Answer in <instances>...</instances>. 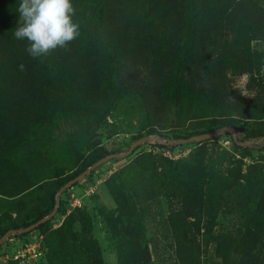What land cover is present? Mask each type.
<instances>
[{"label":"trees","instance_id":"trees-1","mask_svg":"<svg viewBox=\"0 0 264 264\" xmlns=\"http://www.w3.org/2000/svg\"><path fill=\"white\" fill-rule=\"evenodd\" d=\"M261 1L72 0L80 35L33 58L27 40L14 36L21 0H0V237L55 208L60 225L52 229L51 217L33 230L43 263L102 264L89 215H65L56 193L114 154L97 141L113 127L107 118L139 115L149 134L167 131L173 141L240 131L229 141L244 154H217L208 138L189 142L185 160L143 153L112 172L111 221L125 238L115 246L117 264H151L144 219L159 197L173 203L160 218L176 264H200L201 247L223 264H264V165L242 162L250 147L264 152V76L254 77L264 48L250 46L264 43ZM228 72L247 75L258 90L235 99ZM218 216L228 229L214 230Z\"/></svg>","mask_w":264,"mask_h":264},{"label":"rangeland","instance_id":"rangeland-1","mask_svg":"<svg viewBox=\"0 0 264 264\" xmlns=\"http://www.w3.org/2000/svg\"><path fill=\"white\" fill-rule=\"evenodd\" d=\"M261 5L264 8V0L261 1ZM250 46L252 50L261 51L264 48V43L261 41L251 42ZM262 76H264V67L254 75L255 78ZM228 77L235 99H247L253 92L258 90L256 81L249 82L247 75H233L231 72H228ZM107 120L113 127H104L101 129L98 132L97 141L99 146L108 152H114V154L120 155L126 152L130 144L136 141L134 139L143 137H148V139L135 147L130 155L120 159L109 160L90 171L87 176L63 191L58 197L62 204V209L65 207V211L77 208L85 211L89 215L91 238L97 243L100 249L102 264H117L115 246L118 242L122 243L125 238L122 228L120 226L115 228L112 224L111 215L113 214L115 205L105 188V180L112 172L120 170L139 154L148 153L152 156L165 157L172 161L185 160L194 147L191 143L174 144L171 134L167 131H156V133L149 134L151 132L147 131L148 128H144L146 123L144 120H141V116L139 115L130 118H124L122 115H119L115 119L107 118ZM239 126L242 129L248 130L252 126V123L251 121H241ZM221 130H225V134L213 137L215 139L206 142V146L212 148L217 154L227 152L233 154L235 159L241 158L240 156L244 154L242 149L233 148L229 139L231 136L240 138L242 132L235 131L231 133L225 128ZM256 142L254 144L257 146L259 141ZM159 144H164V148H161ZM248 154V156L242 158L243 164L259 163L264 165V152L260 151L258 146L250 147ZM89 182L95 184V189L93 194L86 195L83 191V183ZM172 204V202L170 203L163 197H159L158 202L150 207L149 215L144 219L151 264H176L171 240L164 234L161 223L162 219L160 218V215L166 214L169 205ZM62 216L60 213L53 215L51 220L52 229L57 227L58 224L60 225ZM229 227L230 222L226 218H222L221 216L217 217L215 231L226 230ZM75 229L77 231L79 230L77 225H75ZM113 229H115V232ZM11 236L9 235L0 244V264H38L39 262L28 259L26 255L23 258L18 257L14 259L17 252L22 251L23 243H27L30 239L34 240L38 236L37 232L31 231L25 236L17 238H12ZM39 247L44 252L45 247L42 239L40 240ZM41 264L45 263L42 262ZM200 264L223 263L215 257L211 247L203 249L201 247Z\"/></svg>","mask_w":264,"mask_h":264},{"label":"clouds","instance_id":"clouds-1","mask_svg":"<svg viewBox=\"0 0 264 264\" xmlns=\"http://www.w3.org/2000/svg\"><path fill=\"white\" fill-rule=\"evenodd\" d=\"M18 12L20 23L14 36L27 40L26 51L33 58L67 48L80 35L72 0H21Z\"/></svg>","mask_w":264,"mask_h":264},{"label":"water","instance_id":"water-1","mask_svg":"<svg viewBox=\"0 0 264 264\" xmlns=\"http://www.w3.org/2000/svg\"><path fill=\"white\" fill-rule=\"evenodd\" d=\"M225 130H217V131H213V132H208V133H204V134H199L196 136H192L190 138L187 139H179L177 141H173L174 144L176 145H181V144H187L189 142L192 141H198L201 142L203 140H206L208 138H213L215 136H219V135H223L225 134ZM229 132H232V129H229ZM148 137H143L140 138L136 141H134L132 144H130V146L128 147L127 151L124 152L123 154H108L102 158H100L99 160H97L96 162H94L89 168H87L86 170H84L83 172L79 173L78 175H76L74 178L68 180L66 183L63 184V186L57 191L56 195L58 196L59 194H61L63 191H65L66 189L72 187L74 184H76L77 182H79L80 180H82L85 176H87L89 174L90 171L94 170L95 168L99 167L101 164L112 160V159H120L123 157H126L128 155H130L133 151V149L137 146H139L140 144L144 143L145 141H147ZM255 143H257L255 141ZM250 144V142H247L246 145L248 146ZM56 213V209L54 208L52 210V212L50 214H48L46 217L39 219L38 221L34 222L33 224H30L29 226L22 228V229H18V230H8L6 231L1 237H0V244L3 243V241L9 236H16V235H22V234H27L31 231H33L34 229H36L38 227V225L44 223L45 221L49 220L51 217H53V215Z\"/></svg>","mask_w":264,"mask_h":264},{"label":"built area","instance_id":"built-area-1","mask_svg":"<svg viewBox=\"0 0 264 264\" xmlns=\"http://www.w3.org/2000/svg\"><path fill=\"white\" fill-rule=\"evenodd\" d=\"M94 189H95V184H93L92 182L83 183V191L86 195L93 194ZM74 205H75V202H74ZM69 212H70L69 210L68 211L66 210L65 215H67ZM37 235L38 236L34 238V240L30 239L27 243L25 242L23 243L22 251H18L17 255L14 256V259H17L18 257L23 258L26 255L28 259L35 261V262H39L38 264H41L42 262H44V254L39 247L40 240L42 238L40 234L37 233Z\"/></svg>","mask_w":264,"mask_h":264}]
</instances>
